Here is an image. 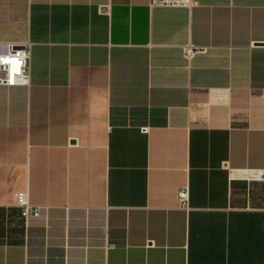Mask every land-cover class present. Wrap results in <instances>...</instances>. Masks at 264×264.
<instances>
[{
  "label": "crops",
  "instance_id": "0c3cea01",
  "mask_svg": "<svg viewBox=\"0 0 264 264\" xmlns=\"http://www.w3.org/2000/svg\"><path fill=\"white\" fill-rule=\"evenodd\" d=\"M192 1L0 0V264H264V0Z\"/></svg>",
  "mask_w": 264,
  "mask_h": 264
},
{
  "label": "built area",
  "instance_id": "2783aa9c",
  "mask_svg": "<svg viewBox=\"0 0 264 264\" xmlns=\"http://www.w3.org/2000/svg\"><path fill=\"white\" fill-rule=\"evenodd\" d=\"M150 5L189 7L192 0H149ZM197 49L191 46L183 48L184 58L189 57ZM29 53L27 44L14 46L10 43L0 42V85L2 86H28L30 81L28 67ZM264 179V171L259 173ZM176 199L181 209H188V188L184 186L176 193ZM14 205L20 210V216L27 220L36 218L39 209L29 204L26 191H20L13 196Z\"/></svg>",
  "mask_w": 264,
  "mask_h": 264
}]
</instances>
